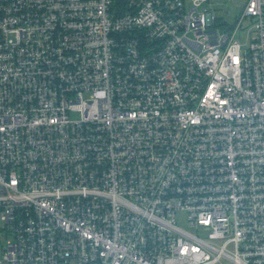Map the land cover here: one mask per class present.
Returning <instances> with one entry per match:
<instances>
[{
    "label": "built area",
    "instance_id": "built-area-1",
    "mask_svg": "<svg viewBox=\"0 0 264 264\" xmlns=\"http://www.w3.org/2000/svg\"><path fill=\"white\" fill-rule=\"evenodd\" d=\"M213 1L0 0V264H264V0Z\"/></svg>",
    "mask_w": 264,
    "mask_h": 264
},
{
    "label": "rangeland",
    "instance_id": "rangeland-1",
    "mask_svg": "<svg viewBox=\"0 0 264 264\" xmlns=\"http://www.w3.org/2000/svg\"><path fill=\"white\" fill-rule=\"evenodd\" d=\"M243 2V0H214L211 6L217 20H220L228 27H233L236 25L238 20L237 18L242 11L244 5ZM248 28L249 24L245 25L244 34L241 36V42L243 43L247 41L246 31H248ZM180 225L185 227L184 223H180Z\"/></svg>",
    "mask_w": 264,
    "mask_h": 264
}]
</instances>
